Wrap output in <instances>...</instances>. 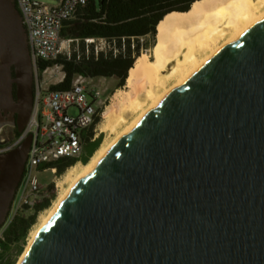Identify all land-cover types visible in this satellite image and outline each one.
I'll use <instances>...</instances> for the list:
<instances>
[{
  "label": "water",
  "instance_id": "obj_1",
  "mask_svg": "<svg viewBox=\"0 0 264 264\" xmlns=\"http://www.w3.org/2000/svg\"><path fill=\"white\" fill-rule=\"evenodd\" d=\"M33 105L28 33L0 0V128ZM31 141L0 152V227ZM19 264H264V16L96 161Z\"/></svg>",
  "mask_w": 264,
  "mask_h": 264
},
{
  "label": "built area",
  "instance_id": "obj_2",
  "mask_svg": "<svg viewBox=\"0 0 264 264\" xmlns=\"http://www.w3.org/2000/svg\"><path fill=\"white\" fill-rule=\"evenodd\" d=\"M86 3L87 0H55V3L16 0L29 38L34 71V105L24 131L17 134L12 144L4 146L5 137L0 135V152L13 148L28 134L32 135L24 172L10 209L18 216L23 211L37 215L53 205L62 177L58 166L69 158L82 156L84 135L94 125L102 107V90L88 82L91 77L76 73L70 87L53 88L65 80L63 65L53 63L42 68L44 62L54 61L63 53L61 31L67 21L84 11ZM50 78L53 80L48 82ZM48 171L53 175L52 180L43 182L40 175ZM2 227L0 256L7 253L4 252L6 230ZM2 260L0 264H4Z\"/></svg>",
  "mask_w": 264,
  "mask_h": 264
},
{
  "label": "bare ground",
  "instance_id": "obj_3",
  "mask_svg": "<svg viewBox=\"0 0 264 264\" xmlns=\"http://www.w3.org/2000/svg\"><path fill=\"white\" fill-rule=\"evenodd\" d=\"M264 16V0H196L187 11L174 10L156 26L151 53L142 52L128 70L126 89H120L122 113L105 112L103 129L115 136L102 143L87 163L73 167L69 185L52 206L41 214L31 232L30 245L57 206L96 161L177 84ZM170 81H173L169 84ZM143 95L144 101L141 100ZM136 114L127 121L124 113ZM122 125L121 130L118 127ZM25 250L16 264H19Z\"/></svg>",
  "mask_w": 264,
  "mask_h": 264
},
{
  "label": "trees",
  "instance_id": "obj_4",
  "mask_svg": "<svg viewBox=\"0 0 264 264\" xmlns=\"http://www.w3.org/2000/svg\"><path fill=\"white\" fill-rule=\"evenodd\" d=\"M194 1L196 0H87L84 11L80 13L82 18L99 22L107 27H114L116 30L121 29L118 33L101 34L108 42V47L105 50L96 51L93 42L87 44L82 40L79 47L74 48L68 55L61 53L56 60L44 62L42 68L53 63L63 65L66 71L65 80L53 85V88L70 87L76 73L86 77H115L119 79L117 87H123L126 83L128 70L133 66L135 59L145 49L154 46L156 43L157 24L171 11L189 10ZM70 21H67L65 25L71 23ZM131 22L133 24L139 22L140 30L124 28V25L135 28L132 24L130 25ZM73 32L64 26L61 35L67 36ZM86 34L92 35L91 32H86ZM148 34L152 35V40L149 44H145L138 36ZM98 120L99 116H97L95 123ZM91 128L92 126L84 135L85 153L80 158H69L59 164V172H62L68 163H75L78 160L82 163L89 161L100 144V138L94 141L90 140L93 136L92 131H90ZM35 217L36 213L29 218L16 217L10 222L5 231L4 252L10 249L11 243L18 242L26 236L29 227L35 221ZM4 254L0 256V259L4 257Z\"/></svg>",
  "mask_w": 264,
  "mask_h": 264
},
{
  "label": "rangeland",
  "instance_id": "obj_5",
  "mask_svg": "<svg viewBox=\"0 0 264 264\" xmlns=\"http://www.w3.org/2000/svg\"><path fill=\"white\" fill-rule=\"evenodd\" d=\"M48 3H55V0H45ZM81 14L77 15L76 17H74L73 19H71V23H68L65 25L67 30H72L74 31L73 34L67 35V36H63L61 35V44H62V52L65 54H69L70 52H72L74 50V48L79 47L80 43L82 40H84L87 44L90 42H93L95 44V50H105L108 47V42L106 41L105 38H103L101 36V34H113V33H118L119 30L114 29V27H107L105 25H102L99 22H94V21H88L84 18H82L80 16ZM132 24V26H135V28H129L127 26L124 25V28H127L129 30H140V26H139V22L136 23H130V25ZM101 26V27H99ZM86 32H91L92 35H87ZM101 32V33H100ZM136 38V36H133ZM140 37L141 41L144 42L145 44H149V42L152 40V35L148 34V35H140L138 36ZM157 40V38H156ZM152 47H149L147 49L144 50V52L147 53H151ZM46 76V74H45ZM117 79V82H116ZM53 79L50 78V80L48 79L47 81L50 82ZM88 82L90 84H96L98 85L101 90H102V107L100 109V113H99V120L94 123V125L92 126V128L90 129V131H92L93 136L96 135L97 139L100 138V144L99 146L104 143L105 141H109L111 140L115 134L114 133H110L108 130H104L103 127L105 124H107V120L104 118V114L105 112L109 111V110H115L116 113H122V101L123 99H121L120 97V89H126V86L124 85L123 87H117L118 86V82L119 79L115 78V77H102V76H96V77H91ZM173 81H170L169 84H171ZM52 84V83H50ZM141 100L144 101V97L143 95L141 96ZM125 117L127 119V121H131L134 119V117L136 116V114H132V113H124ZM122 128H124V126L120 125L118 127L119 130H121ZM0 135H2L5 138H8V142L6 141V143L4 144V146H8L10 144H12L15 141V137H11L7 135V131L5 128H0ZM85 153V151L83 152V154ZM82 154V155H83ZM90 159V158H89ZM83 165V163L81 161H76L75 163H73L68 169H65L64 171L61 172V179L59 181V193L58 196L61 192H63V190L69 185V180L66 179L67 174L69 173V171L75 167V166H81ZM52 173L50 171L46 172V173H42L40 175V179L43 182H51L52 180ZM57 196V197H58ZM57 198H55L56 200ZM54 200V202H55ZM52 206V205H51ZM50 206H48L46 209H48ZM45 209V210H46ZM42 211L40 213H38L35 217V221L34 223L29 227V230L26 234V236L19 240V242L17 244H15L13 247L10 248L9 251H7V253L4 255L2 262H4V264H16L19 257L21 256V254L23 253V251L25 250V247L29 241L31 232L37 227V225L39 224V219L42 213L45 212ZM31 211H23V213L18 216V214H15L14 212H10L9 216L7 218V221L5 222V224L2 227V230H6V228L8 227V225L10 224V222L16 218V217H25V218H29L31 216Z\"/></svg>",
  "mask_w": 264,
  "mask_h": 264
},
{
  "label": "flooded vegetation",
  "instance_id": "obj_6",
  "mask_svg": "<svg viewBox=\"0 0 264 264\" xmlns=\"http://www.w3.org/2000/svg\"><path fill=\"white\" fill-rule=\"evenodd\" d=\"M1 128H2V127H1ZM3 128L6 129L8 137H9V136L14 137V136H16V135L19 133V132H18V126H17V125L6 124V125L3 126ZM7 139H8V138H5L4 141H7V142H8ZM96 139H97V137H96V135H95V136H92L90 140H91V141H94V140H96ZM72 164H73V163H68V164L64 167V170H65V169H68ZM64 170H63V171H64Z\"/></svg>",
  "mask_w": 264,
  "mask_h": 264
},
{
  "label": "crops",
  "instance_id": "obj_7",
  "mask_svg": "<svg viewBox=\"0 0 264 264\" xmlns=\"http://www.w3.org/2000/svg\"><path fill=\"white\" fill-rule=\"evenodd\" d=\"M116 82H117V79H116Z\"/></svg>",
  "mask_w": 264,
  "mask_h": 264
}]
</instances>
